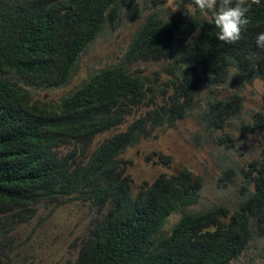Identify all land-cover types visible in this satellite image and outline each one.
I'll return each mask as SVG.
<instances>
[{
	"label": "trees",
	"instance_id": "trees-1",
	"mask_svg": "<svg viewBox=\"0 0 264 264\" xmlns=\"http://www.w3.org/2000/svg\"><path fill=\"white\" fill-rule=\"evenodd\" d=\"M35 1L43 15L25 34H0V47H4L0 53L5 54L4 62L0 54V105H8L20 94L37 117L35 131L23 136L33 143L30 157L8 158L0 171V224L6 229L5 238L0 239V256L6 249H20L24 240L14 245L8 238L30 226L33 210L45 201L57 206L80 201L104 211L89 228V255L77 258L74 264H118L120 246L129 248L130 256L135 254L143 260V218L166 204L183 209L193 206L183 216L187 217L190 242L176 232L177 225L168 236L156 241L173 260L191 244L190 259L179 264L216 263V254L192 244L194 241L237 259L250 240L264 237V142L258 155L242 167L233 165L235 160L227 154L217 157V186L224 187L228 182L233 186L237 178L242 182L240 201L233 210L220 202L199 207L204 178L186 166L169 176L161 174L148 185L141 184L137 193L117 169V165L124 166L117 152L145 137L146 124L151 130L173 127L187 115L198 125L196 132L202 133L204 143H225L226 151L235 144L234 138L228 140L232 135L224 131L226 127L233 124L242 137L264 130V104L256 111L244 110L241 94L243 87L255 79L264 84V49L256 45L257 35L264 32V0L253 6L250 23L235 44L219 41L212 14L200 12L191 0H180L182 8L166 12L165 17L162 7L168 0ZM18 8L19 0H4L3 7L0 0V19L14 15ZM99 10L107 13V28L113 29L114 20L144 17L117 61L91 73L76 95L59 96L56 104H63L60 112L52 111L51 104L44 100H32V90L67 84L91 41L105 32L109 34ZM3 25L0 21V29ZM138 62L158 63L160 67L145 75L134 67ZM18 68L22 69L20 80L12 83L8 76L19 74ZM149 76L154 77V84L146 86ZM163 76L165 80L160 81ZM200 86L206 91L202 99L197 94L204 106L199 112L168 91L171 87L181 96L192 97L195 91L201 92ZM218 87L232 92L221 97ZM142 105L155 107L87 152L95 135L115 130L133 107ZM218 130L221 134L213 136ZM61 146H69L66 153ZM159 157L164 163L170 162L169 156ZM92 187L95 196L83 192Z\"/></svg>",
	"mask_w": 264,
	"mask_h": 264
},
{
	"label": "clouds",
	"instance_id": "clouds-1",
	"mask_svg": "<svg viewBox=\"0 0 264 264\" xmlns=\"http://www.w3.org/2000/svg\"><path fill=\"white\" fill-rule=\"evenodd\" d=\"M191 3L194 4L196 8L200 10V12L202 13L210 12L212 14L214 24L216 28L219 29V31L216 33V38L219 41H222L225 44H235L240 41V39L242 38L243 31L246 30L247 26L250 23L249 13L252 11L253 6L254 5L259 6L261 0H191ZM1 5L2 7L4 6V0H1ZM181 8L182 6L179 9ZM175 10L176 9H174V11ZM42 15H43V10L35 0H19V8L17 12L12 16L5 15L4 18L0 19V21L3 22L4 24L3 28L0 29V34L7 31H13L18 35H23L28 31L31 25ZM99 16L102 20L105 30L106 29L109 30L107 31L109 34L105 32L104 34L97 36V38L101 36L105 38L114 36L116 41H118L119 43V38H118L119 32L117 31L116 25L117 23H121L124 19H122L119 22H116L114 20L113 22L115 23V27L113 29V28H107L108 26L106 25V21L109 17L107 16V13L104 10H99ZM125 20L136 21L137 18L135 20L126 18ZM96 39L92 40L89 46ZM256 45L257 47L264 49V32H261L260 34L257 35ZM88 48L86 49V51L88 50ZM3 50L4 47H0V52H2ZM86 51L82 52L81 55ZM0 54L2 55L1 62H4L5 54L2 53ZM147 63H153V62H147ZM77 64L78 62H76V66L72 71V74L67 84L58 87V88H63L66 91L65 93H62L59 96L67 95V94L76 95V90L83 83L82 82L80 85L75 87L68 86L70 80L72 79L75 73ZM17 70L19 71V74H9L8 76L9 81L12 83H17L20 80L22 69L18 68ZM144 74L150 75L148 73H144ZM164 80L165 77L160 78V81H164ZM145 84L146 86L153 85L154 77L149 76ZM58 88H53V89H58ZM168 88L170 89L168 90L170 95L175 93L179 100L190 103L192 109H196L198 112L203 109L204 106L199 98V96H201V92L195 91L192 97L188 95L181 96L176 92H174V90L171 87ZM59 96L55 98L52 103H50L51 104L50 109L52 111L60 112L63 107V104L61 103L56 104L60 102ZM202 97L203 96H201V99ZM146 107H148L147 110H151L155 106L151 105ZM147 110L139 117L144 116ZM131 112L128 115H130ZM126 117L124 119H126ZM184 117H189V116L185 115ZM46 121L47 119L45 117V123ZM36 124H37V117L27 106V101L23 95L17 94L15 99L8 105H0V171L2 170L4 163L8 158L26 160L30 157V152H31L30 145H32L33 143L31 140H24L23 136L30 132L35 131ZM161 127H167V126H161ZM155 129L156 128H153L151 130V127H149L148 124H146L145 125L146 135L145 137L142 138L149 137ZM217 132H219L218 135L221 134L219 130ZM99 134L101 133H98L97 135ZM233 138L234 136L232 135V137L229 138L228 140H233ZM227 143L232 144V142H227ZM62 147L64 146L60 147L61 151H62ZM70 147L72 148V145H70ZM95 148L96 147H93L92 150L90 151L87 150V152H91ZM67 150L65 152L63 151L62 152L66 153ZM123 152L122 151L117 152V155L124 162V166L117 165V169L125 173L126 162L124 157L132 156V155L126 154L124 157H122L121 154ZM97 183L99 184L101 183V185L103 186L106 185L104 182H100L99 180L97 181ZM241 185H242L241 181L240 184H237L236 180L233 181V186L236 187L238 191L241 188ZM83 192H86L91 196H95L94 195L95 191L93 187ZM239 201L240 200L238 196L237 203L234 206V208L238 205ZM71 202H77L81 205V208L87 210L86 217H89V221L87 223H84L82 220H80L71 224H65V225L59 224L58 227L59 228L63 227V228L61 229L59 235L53 241L47 244V247L49 248L45 258L40 257L34 259L31 264H74L77 258L83 257L85 255H89L91 250V246L87 242L89 228L95 224L97 218L100 217L104 211L97 210L95 208L93 209L88 206V203L84 204L80 201H74V200ZM64 205L57 206L49 201H45L39 204L33 210L31 217L28 219L32 224L28 227L25 226L22 227L23 229H25L22 233L20 232L11 233V238H8L13 240L14 245H17L19 244V242L24 240L23 245L20 247V249H17L15 251H8L6 249L5 253L0 256V264H23L22 258L24 257L25 253L27 251H30V249L32 248V242H31V240H33L32 235L45 225L44 219L41 216L40 212L44 210L51 211L55 207H62ZM192 207L193 206L190 205L183 209L177 206L176 204H171V205L166 204L165 206L159 209L155 208L153 213L143 218L141 224L140 236L143 239V248L146 251L143 254V260L140 257L136 256L135 254L134 256H130L132 251L125 246H120L117 249V255L119 257L118 264H156L160 262H164L166 264H179L184 260L190 259L191 244H189L179 254V256L173 260L171 255L165 252V250L162 247H160L156 243V241L161 240L165 236H168L171 233L170 230L177 225L176 232L190 242V236L187 229V217H183V216H184V211L189 212L191 209H193ZM234 208L231 209L230 207V210H233ZM170 218H173L174 221L169 223ZM223 220L225 221L226 218H223ZM36 224L38 226H36L33 230H31V227ZM211 229L213 230L214 227H212ZM4 231H6V229H4L0 224V239L5 238L3 235ZM192 244L201 245L207 251L214 252L217 257V261L215 264H232V262L236 260L232 258H227L225 253L209 248L203 242L194 241L192 242Z\"/></svg>",
	"mask_w": 264,
	"mask_h": 264
},
{
	"label": "rangeland",
	"instance_id": "rangeland-1",
	"mask_svg": "<svg viewBox=\"0 0 264 264\" xmlns=\"http://www.w3.org/2000/svg\"><path fill=\"white\" fill-rule=\"evenodd\" d=\"M181 6L180 0H168L162 7L164 8V17L166 12ZM143 17L144 15L136 21L124 19L121 23H117V31L120 34V37L118 36L119 43L114 36L108 38L98 37L89 46L88 50L81 55L68 86L80 85L94 71L117 61L118 57L124 52L132 31L143 20ZM134 67L151 75V72L158 70L160 65L158 63L138 62ZM217 89L220 90L221 97H225L232 92V89L222 87ZM200 90L201 96H203L206 88L200 86ZM65 92L63 88L32 90L31 95L33 94L32 100H44L52 103L55 98ZM241 94L244 98V110L256 111L262 109L264 84L259 79L245 85L241 90ZM147 108L146 106L133 108L131 114L126 117L125 122L118 128L102 135H96L88 151L105 141L113 132L125 130ZM198 128V125L190 117H184L178 120L173 127L156 128L149 137L140 139L134 146L124 151L121 154L122 157L126 154L132 155L124 157L126 172L122 174L127 177L132 192L137 193L141 184L148 185L161 174L171 175L176 173L180 167L186 166L193 174H200L204 178L199 207H206L213 202H220L229 204L231 209L234 208L239 192L236 187L232 186L231 182L226 183L224 187L217 186L218 181L216 179L219 176L217 175V157L220 154H227L230 159L235 160L233 165L242 167L243 163L258 155L259 146L264 142V130L252 136L243 135L246 137H242L232 124L230 128H226L224 131H228L234 136L235 144L231 146V150L226 151L225 143H204L202 133L196 132ZM218 134L219 132L214 133L213 136ZM67 148V146L62 147V151L65 152ZM159 154L169 156L170 162L164 163L161 161ZM236 183L240 184L239 178L236 179ZM86 213L87 210L81 208V205L77 202L55 207L51 211H41L40 214L45 225L32 235V248L22 258L23 264H31L34 259L40 257L45 258L49 248L47 244L53 241L63 228H59L58 225L71 224L80 220L87 223L89 217H86ZM172 221L174 219L170 218L169 223ZM232 264H264V237L250 240L247 249Z\"/></svg>",
	"mask_w": 264,
	"mask_h": 264
}]
</instances>
